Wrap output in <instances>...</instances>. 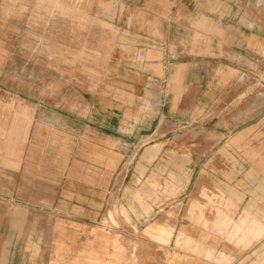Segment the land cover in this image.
<instances>
[{
	"label": "crops",
	"instance_id": "crops-1",
	"mask_svg": "<svg viewBox=\"0 0 264 264\" xmlns=\"http://www.w3.org/2000/svg\"><path fill=\"white\" fill-rule=\"evenodd\" d=\"M161 1L169 9L157 10L160 21L188 15L186 1ZM232 1L215 0L225 8L215 20L200 14L215 22L201 56L184 40L175 45L169 30L150 38L163 50L155 65L172 70L151 78L199 102L237 101L233 79L253 76L256 53L264 55V18L247 14L249 27L235 24ZM258 6L264 11V0ZM119 63L118 78L107 63L99 90L79 77L25 66L20 77L8 67L0 87V264H264V126L261 142H246V128L209 157L175 158L167 148L161 172L159 128L135 125L139 112L127 107L128 96L141 94L139 63ZM199 63L210 70L196 72ZM164 181L184 183L182 210L172 226L152 229L154 241L140 233L154 221L155 183ZM112 197L128 230L98 228Z\"/></svg>",
	"mask_w": 264,
	"mask_h": 264
},
{
	"label": "rangeland",
	"instance_id": "rangeland-1",
	"mask_svg": "<svg viewBox=\"0 0 264 264\" xmlns=\"http://www.w3.org/2000/svg\"><path fill=\"white\" fill-rule=\"evenodd\" d=\"M182 1L188 3V15L162 22L156 12L164 13L169 7L161 0H0V87L5 82L3 77L8 67L13 65L20 77L25 66L35 68L38 73L46 70L48 76L62 77L64 81L79 77L88 82L86 88L99 90L103 73L109 68L106 69L107 63H111L112 77L118 78L120 61L124 59L129 64L138 61L143 86L140 85V95L128 96L127 107L137 108L139 112L135 125L159 128V140L166 143L160 151L161 172L170 160L167 148L175 158L189 152H207L209 157L215 152L212 147L231 141L234 134L247 131L246 128H250L249 133L242 135L246 142H261L263 134L259 131L264 126V98H258V95L264 94L262 53L255 55L253 76L243 73L233 79V83L239 84L233 87L239 92L238 100L233 102H199L197 96H181L176 93V86L162 85L151 78L152 73L163 76L172 70L165 72L155 65L163 50L156 48L150 38L169 30L175 37L172 39L175 45L184 40L191 45L194 56H201L206 52L207 29L209 25L214 29L215 22H207L200 14H209L215 20L217 14L224 11L215 0ZM258 2L233 0L230 6L235 24L249 27L244 21L247 14L249 20L264 18ZM177 11L173 8L172 15L176 16ZM240 65L246 66L245 63ZM208 70L205 64L199 63L195 71L205 74ZM132 76L128 77L131 79ZM130 79L127 80L131 84L128 90L133 93V78L131 82ZM117 86L116 83L112 88ZM168 91L170 94L166 96ZM198 143H205L207 149L199 151L195 145ZM155 184L160 196L153 199L157 203L151 215L154 221L140 235L159 241L155 238L158 234L152 229L172 226L177 220L182 210L184 183L164 181ZM115 202L112 197L111 206L99 219V229L128 230V218Z\"/></svg>",
	"mask_w": 264,
	"mask_h": 264
},
{
	"label": "bare ground",
	"instance_id": "bare-ground-1",
	"mask_svg": "<svg viewBox=\"0 0 264 264\" xmlns=\"http://www.w3.org/2000/svg\"><path fill=\"white\" fill-rule=\"evenodd\" d=\"M76 1V0H75ZM96 1V0H95ZM78 4V3H77ZM78 6V5H77ZM84 6V5H83ZM80 7H81V5H80ZM79 7V8H80ZM85 7V6H84ZM86 9V8H85ZM264 84V83H263ZM110 217H112L111 215H110ZM109 226V225H108ZM107 227V226H106ZM105 231H106V229H105ZM111 232V231H110ZM114 232V231H113ZM116 234V233H115ZM124 242H125V240H124Z\"/></svg>",
	"mask_w": 264,
	"mask_h": 264
}]
</instances>
